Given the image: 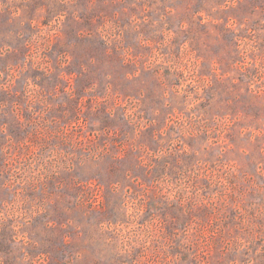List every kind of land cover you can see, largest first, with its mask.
<instances>
[{"label": "rangeland", "instance_id": "obj_1", "mask_svg": "<svg viewBox=\"0 0 264 264\" xmlns=\"http://www.w3.org/2000/svg\"><path fill=\"white\" fill-rule=\"evenodd\" d=\"M0 264H264V0H0Z\"/></svg>", "mask_w": 264, "mask_h": 264}]
</instances>
